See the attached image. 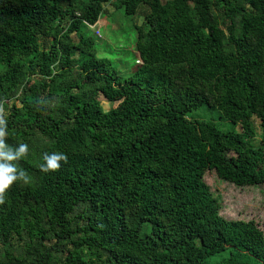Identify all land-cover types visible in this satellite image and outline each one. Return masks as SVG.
<instances>
[{"label":"trees","instance_id":"obj_1","mask_svg":"<svg viewBox=\"0 0 264 264\" xmlns=\"http://www.w3.org/2000/svg\"><path fill=\"white\" fill-rule=\"evenodd\" d=\"M114 1L144 15L127 77L88 34ZM3 112L30 180L0 203V264H264L263 230L204 181L264 184V0H0Z\"/></svg>","mask_w":264,"mask_h":264},{"label":"rangeland","instance_id":"obj_2","mask_svg":"<svg viewBox=\"0 0 264 264\" xmlns=\"http://www.w3.org/2000/svg\"><path fill=\"white\" fill-rule=\"evenodd\" d=\"M114 2L105 6V12L99 18L96 25L88 30V34L96 42V54L100 60H107L111 66L117 69L122 77H127L136 72L142 65L136 49V27L142 25L144 15L139 10L134 16H126L123 10H119ZM52 40L42 38L40 44ZM259 42H262L259 39ZM98 101L104 111L108 112L118 106V103H109L100 95ZM11 106L14 101L6 102ZM18 106L20 104L16 103ZM8 113L3 112L0 118H7ZM205 120L217 122L221 129H229L228 123H221L216 112L203 113ZM249 134L248 144L252 147L261 145L260 121L254 116L247 124ZM241 130V126L237 127ZM7 136V134H6ZM5 136V137H6ZM205 183L209 186L212 194L219 199L221 204V216L226 220L254 221L264 232V184L252 187L240 188L228 182L220 180L215 170H209L204 177ZM219 258H211L213 263Z\"/></svg>","mask_w":264,"mask_h":264},{"label":"clouds","instance_id":"obj_3","mask_svg":"<svg viewBox=\"0 0 264 264\" xmlns=\"http://www.w3.org/2000/svg\"><path fill=\"white\" fill-rule=\"evenodd\" d=\"M7 123L0 118V203L4 200V193L17 181L28 182L30 176L21 168H18L14 161H18L29 151L27 143H20L18 146H10L4 137L6 136ZM45 163L40 165L43 171L56 170L61 167V161L67 162V154L63 152L46 153L43 157Z\"/></svg>","mask_w":264,"mask_h":264}]
</instances>
